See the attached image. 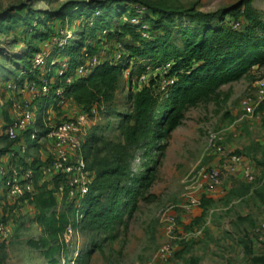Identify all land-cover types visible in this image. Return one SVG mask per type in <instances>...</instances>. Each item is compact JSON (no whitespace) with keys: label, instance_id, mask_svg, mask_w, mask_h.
<instances>
[{"label":"rangeland","instance_id":"374dc122","mask_svg":"<svg viewBox=\"0 0 264 264\" xmlns=\"http://www.w3.org/2000/svg\"><path fill=\"white\" fill-rule=\"evenodd\" d=\"M91 1L95 0H0V29L6 13L11 11L17 18L36 19L38 27L44 31L51 30L49 39L35 38V45L45 46L46 42L55 38H80L79 30L88 23L92 26V18L85 22L83 17L70 16L73 11L70 6ZM96 1L99 3L100 0ZM137 1L215 12L240 0ZM98 3H94V6H99ZM253 5L264 12V0H254ZM58 11H64L65 17L54 16ZM24 22L7 21L10 29L0 30V100L4 101L0 114V150L7 148L9 151L13 144L21 141H10L5 137L4 130L16 116L14 100L18 104L23 99L19 94L10 92L6 84L23 74L21 68L27 61L22 57L34 33L31 31L33 27H23ZM87 44L98 42L91 40ZM115 50V46L108 43L105 49H96L93 56L98 60L113 59ZM59 59L66 58L60 56ZM263 73L264 67L252 69L248 76L222 86L219 100L202 103L186 112L183 123L166 143L165 155L160 158L157 179L150 190L153 197L149 201L139 202L128 228H121L119 237L114 241H103V236L95 237L93 233L83 230L82 226L76 227L79 221L75 222L71 213H65L70 203L78 204L80 200L71 199L60 192L58 185L61 179L57 184L56 177L40 175L35 181L34 190L16 200H12L4 186L0 185V218H6L5 222L10 226L9 237L0 242V264H78L76 258L89 251L92 252L86 263L81 264H150L159 246L166 241L174 244V255L157 264H263L264 244L258 242L257 233L264 221V110L258 115H251L242 107L243 99L254 92L255 82ZM128 79L126 73L123 87L114 103L119 111L128 109ZM137 79L134 75L132 81L136 82ZM141 81L144 82L143 76L138 79V82ZM226 93L230 94L228 100L223 99ZM54 101L50 97L36 102L35 119L38 122L31 130L43 129L44 119L50 124L60 121L70 103L74 102L69 99L68 105L58 106L53 105ZM118 122L119 119L114 116L99 113L92 127L99 126L100 134L115 138L118 135ZM92 127L86 130L85 139ZM212 132L221 136L229 149L251 164L256 176L253 182L240 174L233 176L224 168L225 159L210 147ZM24 142L28 147V157L42 166L50 161L48 143L43 141L33 146L34 141L30 138ZM5 154L0 153V165H6ZM143 162L138 153L134 163L136 171L143 169ZM213 167L223 170L224 191L211 196L199 192L200 204L193 212L186 213L182 205L188 198L190 179L200 169ZM243 184H250L251 189L245 192ZM204 198L212 201L207 207L202 205ZM38 199L47 206L52 199L55 201L54 205L44 207V217L34 203ZM164 211L176 218V229L171 236L166 235L161 221ZM68 226L74 228L73 233H67ZM95 241L100 245L93 247Z\"/></svg>","mask_w":264,"mask_h":264},{"label":"trees","instance_id":"16d2710c","mask_svg":"<svg viewBox=\"0 0 264 264\" xmlns=\"http://www.w3.org/2000/svg\"><path fill=\"white\" fill-rule=\"evenodd\" d=\"M253 1L240 0L215 12L137 0H100L99 3L95 0L87 4H71L73 11L70 16L83 17L85 22L93 18V25H83L79 30L80 38H68L63 47H55L49 62L64 56L74 68L84 62L86 54L93 56L96 49H105L108 43L114 46L122 43L124 48L122 60H99L87 75L65 86L67 99L85 110L96 106L99 113L119 119L115 138L100 134L99 126L92 127L86 136L83 148L94 179L87 195L78 204L70 203L65 213H71L75 222L79 214L83 216L79 223L76 222L77 228L82 226L95 237L103 236V241L117 239L120 229L128 228L139 202L153 197L150 190L157 179L160 158L165 155L166 143L183 123L186 112L202 103L219 100L222 86L248 76L252 69L264 67V12L256 8ZM94 3L99 6H94ZM136 4L146 7L142 19L149 25L148 38L141 35V26L123 19L136 14ZM64 13L58 11L54 16L65 17ZM22 20L25 21L23 27H33L31 31L34 34L22 57V60H27L21 68L23 74L14 77L18 83L34 79L39 74L32 69V57L40 49V45L34 44V39L47 40L51 36V30L40 29L36 19L17 18L11 11L6 13L0 30L10 29L7 21L18 23ZM233 21L241 25L234 27ZM91 40H97L98 44H87ZM167 64L170 66L166 72L158 70ZM60 65V61L56 62L52 70ZM127 71L128 109L119 111L114 103ZM134 75L138 79L144 76V82H138V79L133 82ZM224 95L223 99L228 100L230 94ZM263 110L264 102L257 111ZM7 151L3 148L0 153ZM138 153L144 159L140 172L134 166ZM35 161L32 166L38 181L42 165ZM59 180L57 177L56 182ZM243 186L245 192L251 189L250 184ZM211 202L204 198L202 205L207 207ZM34 203L44 217V207L54 205L55 201L52 199L48 206L43 205L40 199ZM99 245L97 241L93 242V247ZM91 252L76 258L77 263H86ZM261 260L264 264V259Z\"/></svg>","mask_w":264,"mask_h":264},{"label":"built area","instance_id":"2783aa9c","mask_svg":"<svg viewBox=\"0 0 264 264\" xmlns=\"http://www.w3.org/2000/svg\"><path fill=\"white\" fill-rule=\"evenodd\" d=\"M136 14L123 19L130 21L134 25L141 26V35L145 38L149 37V25L143 22L142 15L146 11V7L141 4L135 5ZM97 14L99 11L96 12ZM91 19V18H90ZM89 20V19H88ZM93 25V18L90 21ZM231 24L234 27H239L241 24L238 21H233ZM54 41V42H53ZM66 39L57 40L55 38L51 42H46L45 46H40L32 57V69L38 71L34 79H25L21 83L17 80H10L6 84V88L14 95L19 94L23 97L22 101L17 104L14 100L16 116L11 120L4 130V135L10 141H25L30 138L34 143L49 144L51 152L50 161L40 167L42 176L58 177L61 182L58 188L61 193H65L71 199H79L80 201L87 195L90 186L94 179V172L88 168V161L84 153V140L86 130L94 124V120L98 118L99 111L96 106L90 110H85L82 106L65 97V86L71 84L75 79L87 75L98 63L99 60L94 56L86 54L84 62L78 64L74 68L70 66L69 60H56L49 58L51 52L55 47H63L66 44ZM49 43H53L49 47ZM116 61L122 60L124 55V48L122 43L115 45ZM61 62V65L52 70V65L56 62ZM170 64L159 68L160 71H167ZM262 68V67H261ZM260 68V69H261ZM49 72H53L47 76ZM129 75V71L126 72ZM143 78H145L143 76ZM57 82L58 86H57ZM54 98V104L58 106H65L70 103L66 114L54 124H50L44 119V127L40 131L31 130V127L37 123L35 119L36 102L41 99ZM264 102V73L259 76L255 82V90L250 95L246 96L242 101V107L247 114L258 115V108ZM13 103V104H14ZM52 105V106H53ZM52 106H50L52 108ZM4 101L0 100V114L3 112ZM50 107L48 109H50ZM210 147L218 156L225 159L224 168L229 170L233 176L244 177L247 181L253 182L256 179L254 169L249 162L239 153L229 149L223 142L221 136L217 133L210 134ZM28 147L23 144L19 150V156L26 154ZM31 162L27 165L21 163L0 165V180L1 185L7 191V195L16 200L24 196L27 192L34 190L36 181V170ZM222 175L221 167L202 168L189 181V194L182 209L186 213L193 212L194 208L200 204V197L198 193L211 196L217 192H223L222 189ZM78 221L83 218L79 214ZM161 221L164 225V230L167 236L173 235L176 229L175 216L167 211L161 213ZM67 233H73L74 228L68 226ZM10 235V226L7 222L0 218V242L5 240ZM258 242L264 244V221L261 228L258 229ZM175 252V246L172 242H163L150 264H157L169 260Z\"/></svg>","mask_w":264,"mask_h":264},{"label":"crops","instance_id":"0c3cea01","mask_svg":"<svg viewBox=\"0 0 264 264\" xmlns=\"http://www.w3.org/2000/svg\"><path fill=\"white\" fill-rule=\"evenodd\" d=\"M25 144V142L20 141L16 144H13V146L9 149V151L6 152V157L5 158V163L6 164H13V163H18L19 161L23 164H27L28 162H31L33 164V162L35 161L34 159L30 158L27 156V153L24 155L19 156V150L21 148V146ZM35 146V145H33ZM28 152V151H27Z\"/></svg>","mask_w":264,"mask_h":264}]
</instances>
